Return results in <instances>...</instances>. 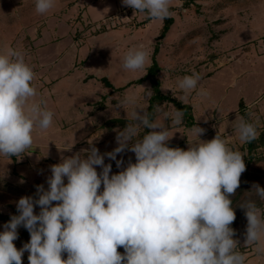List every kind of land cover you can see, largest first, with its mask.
<instances>
[{"label":"clouds","instance_id":"clouds-1","mask_svg":"<svg viewBox=\"0 0 264 264\" xmlns=\"http://www.w3.org/2000/svg\"><path fill=\"white\" fill-rule=\"evenodd\" d=\"M122 4L134 14L161 22L172 15L173 0H122ZM55 5L56 0H35V11L44 15ZM149 65L150 53L143 46L130 49L122 61L123 68L133 72ZM35 79L22 52L0 49V157H21L33 147L34 133L53 124V112L43 99H35ZM200 80L198 73L178 80L184 99L194 90L202 99L209 97L205 89L197 90ZM151 95L146 90L145 99ZM136 100L135 95H126L121 104L135 105ZM137 109L118 131L113 151L102 155L92 146L63 158L50 166L48 188L36 186L38 198L18 200L19 214L12 215L0 232V264H23L25 252L29 264H247L248 256L231 227L236 219L231 197L246 171L244 154L218 134L200 140L204 129L198 126L191 132L199 142L188 141L187 150L169 147L173 136L165 120L178 126L184 113L164 112L161 122ZM256 123L238 118L235 131L242 144L258 139ZM145 128L151 131L141 138ZM126 149L135 154V162L129 160L118 173L110 174L112 165L105 164V156L121 168L123 161L116 157ZM245 195L240 205L247 220L244 246L264 258V188L254 184ZM21 226L30 240L18 249L14 241Z\"/></svg>","mask_w":264,"mask_h":264},{"label":"rangeland","instance_id":"rangeland-1","mask_svg":"<svg viewBox=\"0 0 264 264\" xmlns=\"http://www.w3.org/2000/svg\"><path fill=\"white\" fill-rule=\"evenodd\" d=\"M15 1L5 0L8 6L4 7L9 11L8 13L11 12V19L8 14L6 18L8 22L0 23V33H8L2 40L6 47H10L8 42L13 41V32L25 28L29 31L33 41L34 33L38 28L36 25L38 19L29 22L27 18H24L21 22V18L17 16L20 10L33 8V5L28 2L18 5L19 2ZM107 1L112 3L115 0H106V4ZM185 4V10L179 11V16L176 17L178 21L174 24V29L181 32L180 37L174 36L170 46H162L163 37L159 38L158 32L153 36V39H151L152 36L146 38L148 42L143 45V48L150 53V64L155 44L158 46L157 54L160 50L164 53L160 60L156 58L157 54L155 55L157 63L160 61L163 65H159L161 68L157 74L160 81H165V83L174 81L177 84L178 80L186 75L193 73L200 75L201 80L198 82L197 90L205 89L210 93L209 97L202 99L196 95L194 90V93L192 92L186 98L189 100L198 99L197 104L207 110V112L199 111L197 117L195 116V119L200 121L197 126L208 131V135L204 134L205 136H200L199 139L208 141L218 134L229 147L244 154L246 171L240 178V187L236 194L231 197L236 215L231 227L235 230L234 239L239 241L240 250L248 256L247 264H264V258L257 257L251 248L244 246L247 220L245 210L240 206L247 198L245 194L252 191L254 184H259L264 188V140L261 142L259 140L261 134L264 136V0H186ZM59 9L62 10L57 16L61 18L65 15L68 16L73 11L84 14L82 20H88L86 26H92L90 34L95 33L92 32L94 30L97 31L100 21L105 17L103 0H83L80 5L72 7V10L66 9L65 11L61 7ZM56 10L58 7L54 8V11ZM21 14L23 15V13ZM87 14L91 17L88 18ZM126 17L122 13L120 22L109 29L122 26L130 28L131 24L134 26L142 24V21L137 20L130 23L131 19ZM9 21L13 25H10ZM157 23L161 27L163 22L157 21ZM255 29L258 30V34L255 33ZM41 30L42 36L46 38L48 35H54L53 29L50 27ZM150 32L152 33L154 30L151 29ZM261 32L262 34H260ZM82 35L80 38L84 39L86 34ZM108 41L111 43L110 40ZM20 43L22 44V42ZM122 45L120 50L117 48H112L111 51L107 48L106 52L100 50L101 52L97 54L98 61L94 62L93 55L95 53L92 52L95 50H92L88 60L93 62L89 69L93 72L85 73L78 79L80 83L83 78H88L87 81L91 82V85L87 86L88 88L83 86L87 89L88 100L84 98L78 106L80 109L73 107L72 114L65 110L66 116L63 117L65 120L62 121V118L55 114L52 107H49L48 101L47 109L54 111L52 126L47 130H38L34 133L33 147L21 157L14 156L11 160L0 157V213L9 217L7 220L0 218V232L4 230L3 226L9 222L12 215L19 214L16 204L21 197L31 196L36 199L38 198L36 195L37 185H43L45 189L48 188L47 178L51 175V165L58 164L62 162L63 158L80 153L84 149H90L92 146H95L102 155L113 151L118 146L117 133L126 127L133 109L138 108L139 112L147 111L150 97L145 99V92L146 90L152 92L151 84L147 79L140 83L134 82L145 75L146 69L136 72L124 69L122 66L123 57L130 49L134 47L137 49V47L134 40L132 44ZM93 46L96 50L100 46L96 38H94ZM56 57L58 60L59 56L56 55ZM88 75L89 77H87ZM103 77L108 79L112 87L104 84L101 80ZM33 83L34 85L41 83L39 73H36ZM163 84L164 82L160 84V90L164 91L163 93L178 100H181L179 97H184L181 90L172 91L167 88L168 90L165 92ZM36 88L39 91L40 88L38 86ZM42 88L47 90V87L43 86ZM82 93L85 91L82 90ZM176 94L179 95L176 96ZM126 95H135L137 97L136 104H121ZM67 96V100L61 102L64 107L72 101L70 93ZM240 99L243 101L239 105ZM38 100L40 101V98ZM157 106L160 108L159 112ZM155 109L154 118L157 117L156 119L161 122L164 120V112L172 114L176 111L173 103L166 101L156 104ZM239 117H244L249 122L258 120L256 123L259 133L258 143L250 152L247 144H242L239 141L235 131ZM113 119L124 120L126 124L113 123ZM69 120L75 121V124L70 127L71 130L65 132L63 129ZM165 125L169 127V135L173 136L168 143L177 144L183 140V149L187 150L188 141L199 142L191 132L193 125L186 126L182 121L178 126H171L170 119L165 120ZM149 131L151 130L148 129L147 132ZM147 132L145 129H141V138ZM116 160L123 161L121 168H117L115 160L105 156V164L112 165L110 174L118 173L127 166L129 160L134 163L135 154L126 149L117 154ZM97 171L100 172L102 169L97 166ZM65 183H67L66 179ZM34 211L39 214V206H35ZM23 228V226L18 227V239L14 241L18 249L30 240V236L22 235ZM118 251L123 253L124 249L118 248ZM28 255V252L24 253L23 264H29Z\"/></svg>","mask_w":264,"mask_h":264},{"label":"crops","instance_id":"crops-1","mask_svg":"<svg viewBox=\"0 0 264 264\" xmlns=\"http://www.w3.org/2000/svg\"><path fill=\"white\" fill-rule=\"evenodd\" d=\"M15 2H19L18 5H21L22 2H28L29 4L33 5V8L30 7L26 10H20V13L17 14V16L21 18V22L24 18H27L29 22H32L33 19H38L36 21V25H38V28L34 33L33 41L31 40L29 31L23 28V30L21 29L18 32L16 31L12 33L13 41L8 42V45H10V47L13 49L22 52L25 60L34 68L35 73H39L41 83L39 85H35L40 88L39 91H37L38 95L35 98L36 101L39 102L38 98H40V100L43 99L45 101V104H47L49 101V107H52V109L55 111V114L62 118V121L65 120L63 118L64 116H66L65 110H67V113L69 112L72 114L73 107L80 109V107L78 106L82 103L84 98L88 100V97H86L88 92L85 88H88L87 86L91 85V82L87 81L88 78H83L81 80L82 83H80V81L78 82V79L81 78L85 73L90 74L91 72H93L89 69L90 66L92 67L91 64H93L94 61H98V52H103L104 50L106 52L108 51L106 50L107 48L109 49V51H111L112 48H117L120 50L121 46H123L122 44H132L133 40L135 46L137 47V49H139L141 46L148 42L147 39L149 37L152 36L151 39H153V36H155V34H157L160 29V26L157 23L158 20L149 19L144 13L136 12L134 14V10L130 7L124 6L122 4V0H115L112 3H109L107 1V4L106 0H103V11L105 13L104 16L106 17L108 15L117 13L118 11H122L125 17L127 16L126 18L131 19L130 23H132L133 20H137L142 21V24L140 26H134L133 24H131L130 28H127L126 26L112 29L99 28L97 29V31H92L95 32L92 34H90L92 26H86L88 20H82L84 14H82L81 12L75 13V11H73L70 12L68 16L65 15L63 18L57 16L59 11L62 10L59 9L60 7L64 8L63 10L65 11L66 9L72 10V7L80 5L83 0H56L55 7H58V10L54 11V7L48 13L44 14V17L43 15L36 13L35 0H16ZM185 2L186 0H173V7L170 10L172 13L171 17L173 18V22L163 36V42L161 44L162 46H170L174 36L180 37L181 32L174 29V24L176 23V21H178V18L176 17L179 16V11L185 10ZM4 6L7 7L8 3H6L5 0H0V23L3 24L4 22H8L6 20L8 14L11 19V12L8 13L9 11H7ZM21 13H23V15ZM86 16L88 18L91 17L89 14H87ZM10 22L11 21H9V24L13 25V23ZM48 27L53 29L54 35H48L49 37L47 36L46 38L45 36H42L43 32L41 29ZM151 29H153L154 32L151 33ZM255 33H259L257 29H255ZM7 34L8 33H0V49L6 47V44H4L2 40H4V37ZM82 34H86L84 36V39L80 38ZM260 34H262V32ZM94 38H96V41L100 44V46L97 47V50L93 46ZM108 40H110L111 43H109ZM16 41L18 42L16 43ZM20 42H22L23 45ZM18 46L20 47L18 48ZM133 49H135V47ZM92 50L95 51L92 52ZM91 52L95 53L93 55V62H90L88 60L89 56H91ZM163 54L164 53L160 50L156 58L160 60ZM56 55L59 56L58 60ZM158 63V65L163 66L160 61H158ZM68 67L70 68L68 69ZM210 75L212 76V74ZM87 77H89V75ZM162 82H164L163 86L165 92L168 90L167 88L171 89L172 91H179V89L177 88V84H175L174 81H169V83H165V81H161V83ZM43 86L44 88L47 87L46 91L43 90ZM83 86L86 87L84 88ZM77 90H79V92L81 91V93L77 92ZM82 90L85 91V93H82ZM65 91L67 92L64 93ZM53 93H55V96H53ZM68 93H70V98L72 101L64 107L61 102L63 100H67ZM178 95L179 94H176V96ZM182 96H184V94H182ZM179 98L184 103H188L192 106L195 121L192 127L197 126L200 121H197L195 119V116L199 113V111L207 112V110L204 107L201 108V106L197 104L198 99L189 100L184 99L183 97ZM240 100L243 101L242 99ZM74 124L75 121L69 120L67 123H65V128L63 129V131L67 132L71 130L70 127H72ZM204 134L208 135V131H204L201 137L205 136Z\"/></svg>","mask_w":264,"mask_h":264},{"label":"trees","instance_id":"trees-1","mask_svg":"<svg viewBox=\"0 0 264 264\" xmlns=\"http://www.w3.org/2000/svg\"><path fill=\"white\" fill-rule=\"evenodd\" d=\"M162 22H163L162 26L159 29V38H162L165 35L167 30L169 29V26L173 22V18L170 16L169 18L165 19ZM157 52H158V46H157V44H155L153 52H152V56H151L152 62L146 68L145 75L142 78L136 79L134 81L135 83H140L141 81L147 79V80H149V82L151 84L152 95L149 98V106H148L147 112H148L150 118L153 119L156 115V109H155L156 104H161L164 101L171 102V103H173L176 110H180L184 113L183 124H185L186 126H192L195 123L193 111H192V106L189 104L183 103L181 100H178L177 98H174L169 94L163 93L160 90L161 81H160L159 77L157 76L158 71L160 70V67H159V65L155 59V55L157 54ZM101 80L104 82L105 85L111 86V83L108 81V79L106 77H103ZM128 84H131V83H128ZM240 104H241V100L239 102V105ZM112 122L113 123L119 122L123 125L126 124V121L121 120V119H113ZM147 130L148 129L145 128V132H147ZM259 138H260L259 139L260 142L264 140V136L262 134L260 135ZM257 143H258L257 139L252 141L251 143H246L249 152L251 150H253V148L257 145ZM168 146L169 147H179V148L183 149V140L179 141L177 144L168 143ZM12 158H14V157H12ZM0 218H2L4 220L9 219L8 215H3L1 213H0ZM22 235L30 236L29 232L25 228H23V230H22Z\"/></svg>","mask_w":264,"mask_h":264},{"label":"built area","instance_id":"built-area-1","mask_svg":"<svg viewBox=\"0 0 264 264\" xmlns=\"http://www.w3.org/2000/svg\"><path fill=\"white\" fill-rule=\"evenodd\" d=\"M120 18H122V11H118L115 14L108 15L100 21L99 28L109 29L111 27H114L117 23L120 22Z\"/></svg>","mask_w":264,"mask_h":264}]
</instances>
